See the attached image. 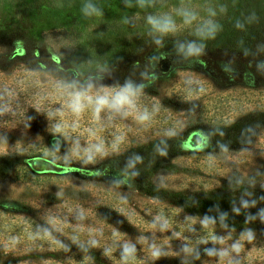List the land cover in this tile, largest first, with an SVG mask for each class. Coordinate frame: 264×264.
I'll use <instances>...</instances> for the list:
<instances>
[{"label": "rangeland", "instance_id": "1", "mask_svg": "<svg viewBox=\"0 0 264 264\" xmlns=\"http://www.w3.org/2000/svg\"><path fill=\"white\" fill-rule=\"evenodd\" d=\"M85 2L0 0V264H118L100 250L110 234L121 238L118 248L135 244V260L145 264H244L254 256L263 264L264 234L253 231L248 240L240 233L256 223L264 227L258 218L245 223L246 214L264 208L259 199L264 197V75L254 67L256 59H264L256 49L264 43V0H147L144 7L137 0L129 6L126 0H91L102 10L100 17L83 16ZM184 8L200 17L212 8L221 24L197 59L178 51V45L196 39L195 24L185 25L177 15ZM164 13L177 30L158 48L144 18ZM53 33L57 36L48 38ZM46 37L61 59L46 51ZM24 51L27 59L39 51V59L52 61L76 88L93 85L89 94L125 81L143 83L146 97L140 95L136 110L147 109L150 119L170 116L175 135L144 126L135 112L123 118L108 110L97 113L87 97L71 107V115L65 112L71 99L65 97L67 87L58 96L64 123L85 145L103 141L107 156L88 159L41 131L17 130L10 119V71L24 73L27 62L11 64L10 57H24ZM161 53L162 59H150ZM157 145L166 155L157 154ZM133 154L142 160H130ZM157 155L164 157L160 165L142 167ZM10 156L19 159L11 167ZM133 170L139 175L131 177ZM242 199L256 205L244 209ZM205 215L215 223L203 224ZM91 238L98 246L75 245ZM234 241L239 251L228 256L205 251L230 249ZM149 244L161 246L162 254L152 257Z\"/></svg>", "mask_w": 264, "mask_h": 264}, {"label": "clouds", "instance_id": "2", "mask_svg": "<svg viewBox=\"0 0 264 264\" xmlns=\"http://www.w3.org/2000/svg\"><path fill=\"white\" fill-rule=\"evenodd\" d=\"M147 0H137V4L139 7H144ZM129 0H126V5L129 6ZM81 14L85 17H100L103 15L102 10L97 7L91 0H86V2L82 5ZM177 15L181 17L182 23L188 26H192L195 24L193 28V35L196 37L195 40L188 41L186 44L178 45V51H182L185 57H190L193 59H197L204 54L205 51V42L214 40L221 30V24L215 18L216 13L215 10L212 8L207 9V14L204 17H200L199 13L193 11L189 8L178 9ZM145 23L148 28V33L152 37V42L159 48L163 46V40L165 37L174 36L177 30L176 21L173 19L172 16L164 13V14H147L145 16ZM239 27V25H237ZM257 53H264V43L257 44L256 46ZM246 56L249 54L247 50L244 53ZM163 58V53L159 56H153L151 60H158ZM250 66H252V61L249 62ZM255 71L258 74L264 75V59H256L255 60ZM228 71L235 72V69H228ZM145 85L143 83H134L132 81H125L124 84L117 88L105 90L103 87L98 88L94 93L89 94L87 89L93 88V85L89 84L86 88H76L74 84H68L69 95L71 99L69 100V107H73L77 105L80 100L84 97H87L88 102L92 105L93 110L97 113L108 110L114 114L119 115L120 117H127L131 113H136V119L138 121L144 122L150 120V113L147 109L143 111L136 110V101L142 94L143 88ZM33 119L32 116L28 117V120L31 121ZM30 127V125H29ZM220 135H223V132L220 130ZM166 136H173L175 135L174 132L168 131L165 133ZM212 135V131L205 133L206 137H210ZM161 144H165L164 141H161ZM226 149V145H223ZM105 145L103 141L95 142L91 145H87L82 149L84 153L87 154L88 159H92L97 155L104 154ZM155 151L159 155H166V151L164 147H160L157 145L155 147ZM132 161L140 162L142 157L139 154H133L132 157L129 158ZM131 166V165H130ZM131 177L139 175L138 170H133L129 173ZM264 187V185H262ZM245 195L251 196V193H245ZM259 199L264 200V197H260ZM241 207L244 209H248L249 207H254L256 205V200H241ZM233 212L239 214V209L233 207ZM226 213L221 214L219 219L223 222L226 218ZM264 224V208H261L256 215L246 214L245 223H249L256 219ZM155 226V221L153 222ZM202 223L207 224H214L215 220L213 217L205 215L202 220ZM45 233L51 234L50 229L47 227L41 226ZM167 227V221H163L160 224V229L163 230ZM224 227H227L224 225ZM115 234V233H114ZM36 236L40 235V231L38 230L35 233ZM241 237H246L248 240H252L254 233L251 228L243 230L240 233ZM214 240L223 241L224 237L214 236ZM87 245L89 247H96L98 246V241L95 238H91L87 241ZM239 242L234 241L229 248L224 249H217V248H208L205 249L208 253H214L218 256H228L230 251H239ZM149 251L152 257H159L162 254V248L156 244H149ZM186 251H193L192 249H186ZM112 252L111 247H105L103 249V254L105 256H109ZM136 253V246L131 242H124L120 245V262L121 264H130V261L135 258ZM199 255V250H195L194 256ZM228 264H232V260L228 261Z\"/></svg>", "mask_w": 264, "mask_h": 264}, {"label": "trees", "instance_id": "3", "mask_svg": "<svg viewBox=\"0 0 264 264\" xmlns=\"http://www.w3.org/2000/svg\"><path fill=\"white\" fill-rule=\"evenodd\" d=\"M57 34L53 33L48 35V38H55ZM45 39L44 45L46 46V51L49 52L56 58L61 59V55L54 49L51 43L47 44V39ZM25 51L22 52L25 57ZM41 53L31 52L30 59L22 56H16L15 54L11 55L10 63L12 64L14 61L26 60L27 64L25 68H23L24 73H14L10 71V119H15V126L17 130L20 131H41L45 134L47 138H54L56 142L63 149H72L76 153H83L82 151L85 145L80 142V138L77 131H75L72 127L67 126L62 117H63V108L60 104L61 101L58 100V96H60L62 90L64 91V87H67L65 90V97L67 98L69 92L73 89L68 88V84H74L75 81L72 77L65 76L58 68L55 67L54 63L51 61L50 64H46L43 60L39 59ZM153 66H157L155 61L153 62ZM174 66V65H173ZM18 69V68H17ZM143 97H146V93L143 89L142 91ZM154 100V99H153ZM171 103H175V100H170ZM178 101V100H177ZM157 105L159 102L160 105L164 104V100L162 98L157 97V102L154 101ZM163 106V105H162ZM162 110L160 106H158ZM71 107H69V100L67 104V109L65 112L72 115L70 111ZM32 116L33 119L31 121L28 120V117ZM172 118L168 117V120L164 121V118H151L148 121H144V126H152V128L157 127V132L161 134H165L168 131H172L173 126L171 125ZM30 125V127H29ZM171 126V127H170ZM17 131V132H20ZM147 132L144 128V133ZM21 133V132H20ZM29 151V150H28ZM112 152L116 151L115 148L111 149ZM33 152V150L29 151ZM26 153L25 156H30L32 153ZM107 152V153H106ZM111 152V153H112ZM104 154L107 156L108 149H104ZM32 159V158H31ZM17 156H10V167L18 162ZM164 160V157L156 156L152 161L145 162L142 164L145 168H153L156 167L157 164H161ZM20 163V162H19ZM148 165V167H147ZM116 213V212H115ZM263 225L254 224L251 225V229L256 231L257 234H264V227L259 228ZM115 232V231H114ZM113 233V232H112ZM119 236V235H117ZM116 236H112L110 234L109 239H105L104 248L111 247L112 252L110 256L114 262L121 264L120 262V248H118V244H116ZM85 241H81L76 243L75 245L85 248H92L87 245V241L89 239H84ZM74 244V243H73ZM101 252H103L102 247L100 248ZM264 253V246L261 249ZM104 257V255L101 253ZM136 257L138 254L135 253V258L130 261V264H145L141 263V260L136 261ZM261 258L260 256H254L253 258L245 260L244 264H259ZM264 264V263H263Z\"/></svg>", "mask_w": 264, "mask_h": 264}, {"label": "water", "instance_id": "4", "mask_svg": "<svg viewBox=\"0 0 264 264\" xmlns=\"http://www.w3.org/2000/svg\"><path fill=\"white\" fill-rule=\"evenodd\" d=\"M170 68V64L167 65L166 69L164 68V70L168 71Z\"/></svg>", "mask_w": 264, "mask_h": 264}, {"label": "flooded vegetation", "instance_id": "5", "mask_svg": "<svg viewBox=\"0 0 264 264\" xmlns=\"http://www.w3.org/2000/svg\"><path fill=\"white\" fill-rule=\"evenodd\" d=\"M172 65H173V63H172Z\"/></svg>", "mask_w": 264, "mask_h": 264}]
</instances>
